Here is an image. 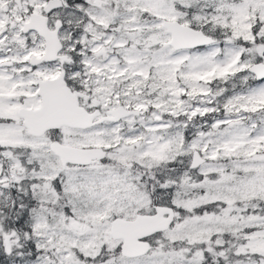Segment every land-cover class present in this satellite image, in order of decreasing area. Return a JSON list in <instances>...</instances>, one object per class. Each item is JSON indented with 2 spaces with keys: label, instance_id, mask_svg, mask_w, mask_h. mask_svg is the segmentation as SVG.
I'll list each match as a JSON object with an SVG mask.
<instances>
[{
  "label": "snow or ice",
  "instance_id": "snow-or-ice-1",
  "mask_svg": "<svg viewBox=\"0 0 264 264\" xmlns=\"http://www.w3.org/2000/svg\"><path fill=\"white\" fill-rule=\"evenodd\" d=\"M0 264H264V0H0Z\"/></svg>",
  "mask_w": 264,
  "mask_h": 264
}]
</instances>
